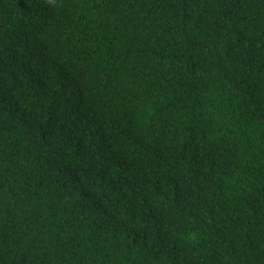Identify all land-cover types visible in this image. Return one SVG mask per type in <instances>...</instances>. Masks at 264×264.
I'll use <instances>...</instances> for the list:
<instances>
[{
  "label": "trees",
  "instance_id": "16d2710c",
  "mask_svg": "<svg viewBox=\"0 0 264 264\" xmlns=\"http://www.w3.org/2000/svg\"><path fill=\"white\" fill-rule=\"evenodd\" d=\"M0 264H264V0H0Z\"/></svg>",
  "mask_w": 264,
  "mask_h": 264
}]
</instances>
